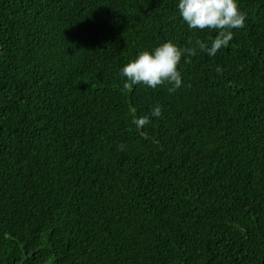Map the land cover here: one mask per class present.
<instances>
[{
    "label": "trees",
    "instance_id": "16d2710c",
    "mask_svg": "<svg viewBox=\"0 0 264 264\" xmlns=\"http://www.w3.org/2000/svg\"><path fill=\"white\" fill-rule=\"evenodd\" d=\"M177 4L0 0V264H264V0L175 93L124 90L139 52L218 34Z\"/></svg>",
    "mask_w": 264,
    "mask_h": 264
},
{
    "label": "clouds",
    "instance_id": "9594fccd",
    "mask_svg": "<svg viewBox=\"0 0 264 264\" xmlns=\"http://www.w3.org/2000/svg\"><path fill=\"white\" fill-rule=\"evenodd\" d=\"M177 8L190 30L207 29L218 34L214 39L209 37L207 42L197 40L198 49L180 47L169 40L152 50L139 52L120 70V76L124 79V90L131 92L134 86L141 84L153 90L162 85H169V93H175L183 86L182 73L178 69L182 57L188 62L189 57L197 55V50L210 57L216 56L233 40L232 30L244 28L247 19V14L239 7V0H178ZM216 71L220 73L223 69L218 66ZM161 116L162 108L155 106L151 117ZM132 123L137 128H143L150 123V117L133 118ZM123 147L121 145L120 149L123 150Z\"/></svg>",
    "mask_w": 264,
    "mask_h": 264
}]
</instances>
